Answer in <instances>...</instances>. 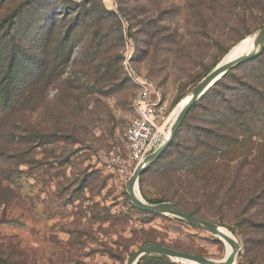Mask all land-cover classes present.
<instances>
[{"label": "rangeland", "instance_id": "374dc122", "mask_svg": "<svg viewBox=\"0 0 264 264\" xmlns=\"http://www.w3.org/2000/svg\"><path fill=\"white\" fill-rule=\"evenodd\" d=\"M16 7L18 19L0 28V60L5 51L15 60L0 87V264H126L146 244L222 260L220 238L137 209L129 178L106 161L135 117L125 65L157 85L173 114L264 29V0H0L3 13ZM260 92L264 52L190 109L170 155L136 188L141 200L230 231L236 264H264V99L241 115ZM158 258L148 264H189Z\"/></svg>", "mask_w": 264, "mask_h": 264}, {"label": "water", "instance_id": "95a60500", "mask_svg": "<svg viewBox=\"0 0 264 264\" xmlns=\"http://www.w3.org/2000/svg\"><path fill=\"white\" fill-rule=\"evenodd\" d=\"M257 34L259 35V46L256 51L248 53L247 55H244L233 61L218 64L204 79H202L189 93H187V95L183 99L186 103L184 109L181 112L177 122L174 124L172 123L170 127V136L168 137V139L157 151L150 155L144 161V163L138 166V168L126 182V190L130 197V201L137 209L144 213L173 216L218 238H223L231 244L233 248L232 253L224 261H214L206 259L202 256L180 252L161 244H146L138 249L135 253H133L126 261V264H138L142 258L153 255L165 256L189 264H236V257L240 250V244L237 240L225 235L220 226L203 218H200L197 215L187 213L170 202L150 204L144 200H141L137 197L134 191V186L136 184L138 187L140 176L167 150L175 136L176 130L184 121L189 110L212 87H214V85H216L225 75H227L229 71L248 60H252L258 57L264 52V29L259 31Z\"/></svg>", "mask_w": 264, "mask_h": 264}, {"label": "built area", "instance_id": "2783aa9c", "mask_svg": "<svg viewBox=\"0 0 264 264\" xmlns=\"http://www.w3.org/2000/svg\"><path fill=\"white\" fill-rule=\"evenodd\" d=\"M125 72L138 91L135 117L124 130L120 144L109 151L106 161L107 170L124 181L168 139L165 140V132L170 131L172 114L153 81L141 76L130 64L125 65Z\"/></svg>", "mask_w": 264, "mask_h": 264}, {"label": "trees", "instance_id": "16d2710c", "mask_svg": "<svg viewBox=\"0 0 264 264\" xmlns=\"http://www.w3.org/2000/svg\"><path fill=\"white\" fill-rule=\"evenodd\" d=\"M21 11H22V9L21 8H13V9H8V11H7V13H3L2 12V10L0 9V28H2L3 26H5V25H7V22H9V21H15V20H17L18 19V17H19V15H20V13H21ZM2 12V13H1ZM2 26V27H1ZM12 26H14V24L12 25ZM4 50H6L5 48H4ZM3 57H2V60H0V87L3 85V83L5 82V81H7L8 80V71H9V68H11L14 64H15V60L14 59H11L10 61H8V58H7V56H9V54H7V52L5 51V52H3ZM15 58V57H14ZM253 60V59H252ZM248 61H251V60H248ZM229 73V72H228ZM227 73V74H228ZM126 75H127V73H126ZM226 76V75H225ZM224 76V77H225ZM127 77H128V75H127ZM223 77V78H224ZM129 78V77H128ZM130 79V78H129ZM130 81H131V79H130ZM132 82V81H131ZM133 83V82H132ZM219 83V82H218ZM217 83V84H218ZM12 84H14V83H12ZM134 84V83H133ZM217 84L216 85H214V87H212L200 100H199V102L200 101H202L203 99H205L206 98V96H208V94H210L212 91H213V89L217 86ZM135 85V84H134ZM136 86V85H135ZM137 88V87H136ZM12 89H15V88H12ZM263 99H264V93H262V92H260L259 93V99H251V97H245V99H244V107L241 109V115H246L247 117H249L250 115H252V113H251V110L253 109V108H257V106H259L260 104H261V102L263 101ZM190 111V110H189ZM189 113V112H188ZM188 113H187V115H188ZM187 115H186V117H187ZM186 117H185V119H186ZM184 119V120H185ZM236 118L235 117H233L232 119H231V122L232 123H235L236 122ZM184 122V121H183ZM182 122V123H183ZM180 128V127H179ZM179 128H178V130H179ZM237 128V126H234L233 128L231 127V130L233 131V130H235ZM177 130V132H176V134H175V136H174V138H173V140H172V142H171V144L169 145V147L167 148V150L160 156V158L157 160V161H155V163L152 165V166H154V165H156L157 163H160L162 160H163V158L164 157H166L167 155H168V153H169V155H170V152H171V150H172V147L174 146V144H175V141H176V139H177V137H178V131ZM242 131H245V130H242ZM146 172V171H145ZM145 172L143 173V174H145ZM142 174V175H143ZM141 175V176H142ZM176 206H177V204H175ZM178 207V206H177ZM179 208V207H178ZM181 209V208H180ZM182 210V209H181ZM183 211H185V210H183ZM142 212V211H141ZM185 212H187V213H191V212H188V211H185ZM144 213V212H143ZM144 214H150L151 215V213H144ZM191 214H193V213H191ZM195 215V214H194ZM158 257H165V256H157V255H153V256H146V257H144V258H142L141 260H140V262L138 263V264H145V263H151V262H153V261H158L159 260V258Z\"/></svg>", "mask_w": 264, "mask_h": 264}, {"label": "bare ground", "instance_id": "6f19581e", "mask_svg": "<svg viewBox=\"0 0 264 264\" xmlns=\"http://www.w3.org/2000/svg\"><path fill=\"white\" fill-rule=\"evenodd\" d=\"M258 46H259V35L255 34L251 37H248V38L240 41L234 48H232L229 51V53L224 57V59L221 61V63H227V62L233 61L235 59H238L244 55H247L248 53H252V52L257 50ZM185 104L186 103L184 100H182L178 104L177 108L175 109V111L172 114L170 122L172 121L173 124L177 122L178 118L180 117L181 112L184 109ZM166 136L168 138L170 136V134L169 135L166 134ZM136 188H137V185L135 184V186H134L135 193H136ZM136 195H137V193H136ZM137 197H138V195H137ZM221 230L228 237L235 239L233 234L230 231H228L226 228L221 227ZM220 239L226 244V248H227V252H226L225 257L222 260H220V261H224L232 253L233 248H232L231 244L228 243L225 239H223V238H220Z\"/></svg>", "mask_w": 264, "mask_h": 264}]
</instances>
